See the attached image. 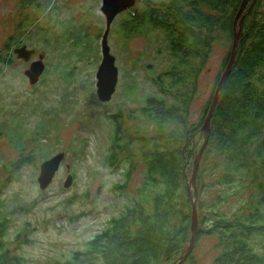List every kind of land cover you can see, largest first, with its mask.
<instances>
[{"label": "rangeland", "instance_id": "1", "mask_svg": "<svg viewBox=\"0 0 264 264\" xmlns=\"http://www.w3.org/2000/svg\"><path fill=\"white\" fill-rule=\"evenodd\" d=\"M109 1L116 9L128 0ZM141 1L146 0H137L123 12L118 11L112 21L108 41L119 75L116 90L107 101L99 98L96 86L103 58L102 36L107 25L102 10L104 0H36L40 6L35 5L31 12L33 19L23 22L20 34L33 28L29 44L47 53L45 70L37 86L25 74L30 67L28 62L17 60L8 66L0 63V89L4 93L0 98V116L5 115L6 120V139L0 140V220L7 223L2 240L10 254L22 257L25 264H55L70 258L106 227L110 217L132 204L137 188L143 183V144L134 143L130 148L137 167L124 191L115 186L125 182L126 164L108 169L104 156L114 130L110 117L120 111L133 133L159 140L155 139L158 131L152 124L138 118V110L147 95L166 96L156 80L174 56L169 51L165 30L148 25L140 32L127 30V11ZM249 1L251 6L252 0ZM26 2L0 0V43L4 40L8 43L23 15L19 13L21 4ZM78 37L84 40L78 46L63 42ZM227 51L223 41L215 45L189 107V123H194V127L189 128L192 129L189 149L193 155L187 167L188 181L204 140L202 113L213 95ZM13 55L16 56L14 52ZM64 70L70 78L63 75ZM164 79L168 84L169 79ZM16 133L25 140L22 154H29L31 161L9 171L5 163L21 156ZM34 137H37L35 144ZM61 151L66 156L58 173L48 187L40 188L41 164ZM203 158L197 173L200 178L196 176L197 190L202 191L201 211L209 213L214 202L224 201L220 207L232 215L244 208L240 201L255 198V188L249 180L243 178L236 188L230 186L220 180L222 169L210 163L219 162L218 158ZM69 174L72 183L65 186ZM217 252L215 235L199 236L193 249L194 261L183 264H211ZM179 254L162 264L174 263Z\"/></svg>", "mask_w": 264, "mask_h": 264}, {"label": "trees", "instance_id": "2", "mask_svg": "<svg viewBox=\"0 0 264 264\" xmlns=\"http://www.w3.org/2000/svg\"><path fill=\"white\" fill-rule=\"evenodd\" d=\"M242 2L146 0L127 11V30L140 32L144 25L165 30L169 51L174 56L156 80L166 96L147 95L138 110V118L152 124L158 131L155 139L159 140L133 133L120 110L118 115L110 117L114 130L104 152L105 167L113 170L126 164L127 168L125 182L115 187L124 191L137 167L130 150L134 143L145 146L141 151L145 178L132 204L110 217L106 227L93 235L84 248L55 264H162L181 254L190 238L192 222L187 167L193 155L189 149L192 131L189 128L194 123H189V107L215 45L223 41L228 51L216 88L229 61L234 22ZM21 5L19 13L23 15L7 40L4 59H0L6 66L13 65V48L19 45L17 31L23 32V22L33 19L31 12L40 3L27 0ZM65 41L73 42L74 47L84 40L78 37ZM65 74L70 78L68 71L64 70ZM164 77L169 79L168 84ZM212 98L213 95L202 113V121L206 119ZM16 137L21 156L5 163L9 171L31 161L29 154H22L25 140L20 133ZM34 138L35 144L37 137ZM213 156L219 162L210 163L222 169L220 180L233 187L239 186L240 179L249 180L255 188V198L240 201L244 208L232 215L220 207L224 201L214 202L208 213L201 211L202 191L198 190L197 239L202 235L217 237L218 252L211 264H264V0H256L243 20L240 47L212 116L203 155L207 159ZM197 178L200 177L197 175ZM6 230V220H0V264H25L22 257L10 254L3 243ZM187 261H194L193 251Z\"/></svg>", "mask_w": 264, "mask_h": 264}, {"label": "water", "instance_id": "3", "mask_svg": "<svg viewBox=\"0 0 264 264\" xmlns=\"http://www.w3.org/2000/svg\"><path fill=\"white\" fill-rule=\"evenodd\" d=\"M104 1H105V6L102 7V10L106 14L107 25L103 33V36H102L103 58H102L101 64L99 65V69L97 73L98 80L96 82V86H97V95L99 96V98L102 101H107L112 97V94L116 90V85L118 82V75H119V68L116 65V57L111 53V47L108 41L111 24L118 11L123 12L124 9H127L131 7L132 5H134L136 3V0H132V1L128 0L126 3L121 4L116 9L114 8L113 2L109 0H104ZM255 1L256 0H252L251 6H249L246 9L248 0H243L240 10L235 18L234 38H233L229 61L216 85L213 98H212V102L209 107V111L206 116L204 126L202 128L204 132V140H203L202 146L199 148L196 154V158H195L194 165H193V170L191 172V175L188 181L189 194H190V198L192 201V222L190 226L191 236L187 242V246L184 247L179 258L172 264H183L185 260L187 259V257L193 251L196 240H197L198 230H199V213H198L199 194H198V190L196 187V176L199 171L200 162H201L203 153L208 143L212 116L218 104L223 86L233 68V65L237 57V53H238V50L240 47V41H241V31H242L243 20L245 18V15L253 7ZM109 5L112 6L110 7V11L108 9ZM34 51L35 49L30 50L27 48L26 45L15 49V53L18 54V57H23L26 60L30 59V55ZM44 56H45V53H41L40 59L32 62L30 67L25 71V74L28 77L29 82L31 84L37 83L39 81L41 74L45 70V63L43 61ZM65 156H66L65 152L61 151L57 154H54L53 156H51L49 159L45 160L41 164L40 175L38 177L40 188L45 189L52 183L57 171L59 170L61 166L62 161L65 159ZM67 167L70 168V165H67ZM71 183H72V175L69 174L64 185L68 186Z\"/></svg>", "mask_w": 264, "mask_h": 264}, {"label": "flooded vegetation", "instance_id": "4", "mask_svg": "<svg viewBox=\"0 0 264 264\" xmlns=\"http://www.w3.org/2000/svg\"><path fill=\"white\" fill-rule=\"evenodd\" d=\"M32 29L33 28H31L30 30H28V33L27 34L25 33L23 35L20 34V31H17L18 36H19V45L18 46H15L13 48V52L15 53V49L16 48H20V47L25 46V45L27 46L28 49H30V50L35 49V51L33 52V54L30 55V59L29 60H26L23 57H18V54L15 53L16 56H13V59L11 58L13 60V65L16 63L17 60H20V61L23 60L25 62H28L29 63V66H30V64L32 62L37 61V60L40 59V54L41 53H45V56L43 58V61L46 59V57H47V53L46 52H44V51L40 52L38 50V48H36L35 46L29 44L30 38L32 36V34H31L32 31H33ZM4 41L2 43H0V59H4V57L2 56V54H4V52H5L4 50H5V45H6V42H4ZM36 55H38V56L36 57ZM44 63H45V61H44ZM45 66H46V64H45ZM41 77L42 76H40V78ZM2 95H4V93H3V90L0 89V98H2ZM1 111H2V108L0 107V114H1ZM4 117H5V115L0 116V140H5L6 139V136H5V123H6V120H5ZM68 169H70V168H68ZM58 171H57V173H58Z\"/></svg>", "mask_w": 264, "mask_h": 264}]
</instances>
